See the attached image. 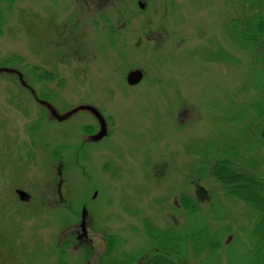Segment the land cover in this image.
<instances>
[{"label": "rangeland", "instance_id": "obj_1", "mask_svg": "<svg viewBox=\"0 0 264 264\" xmlns=\"http://www.w3.org/2000/svg\"><path fill=\"white\" fill-rule=\"evenodd\" d=\"M245 5L0 0V67L24 74L60 113L90 105L109 125L91 143L100 131L91 113L52 121L16 76L0 75V264H148L157 253L148 227L191 234L205 225L226 232L213 264H249L257 215L211 174L231 147L241 164L264 169L255 107L264 101V48L240 43ZM137 69L145 80L132 87ZM84 208L92 245L73 242Z\"/></svg>", "mask_w": 264, "mask_h": 264}, {"label": "trees", "instance_id": "obj_2", "mask_svg": "<svg viewBox=\"0 0 264 264\" xmlns=\"http://www.w3.org/2000/svg\"><path fill=\"white\" fill-rule=\"evenodd\" d=\"M244 1L249 13L238 21L245 29L240 43L248 50L256 46L264 48V0ZM48 76L50 75L42 77L48 80L50 78ZM255 107L257 118L260 119L264 114V101ZM228 151L231 153L230 157L215 161L211 166V174L222 185L227 198L248 205L257 215L258 220L253 226V234L249 237V264H264V169L261 170L257 165L246 167L245 163L241 164L239 160V152L235 154L236 151L232 147ZM181 203L191 217L199 216L197 204L193 199L184 197ZM147 232L157 250L148 264H176L177 259L204 255H207L206 260L200 264H213L215 256L223 249L226 234L225 231L211 232L206 225L200 232L195 231L191 234L161 233L151 226L147 228ZM115 244L114 238L110 241V249H113ZM245 261H242V264H247Z\"/></svg>", "mask_w": 264, "mask_h": 264}, {"label": "water", "instance_id": "obj_3", "mask_svg": "<svg viewBox=\"0 0 264 264\" xmlns=\"http://www.w3.org/2000/svg\"><path fill=\"white\" fill-rule=\"evenodd\" d=\"M141 8H144L143 4H140ZM5 72V73H9V74H18L23 85H26V83L23 81V77L20 73H18L17 71L13 70V69H3L0 68V73ZM143 72L140 70H135L129 73L128 78H127V82L130 86H136L138 85L142 80H143ZM42 104L44 106H46L52 113V115L58 120V121H65L67 119H69L70 117H72L73 115L77 114L78 112L81 111H88L91 114H93L96 119L99 121L100 126H101V131L92 137V141L94 142H98L102 139H104L107 135H108V125L107 122L105 120V118L102 116V114L100 113V111L98 109H96L95 107L92 106H88V105H83V106H79L63 115H60L49 103L46 102H42ZM21 198H24L26 196V194L24 192H20L19 193ZM86 214L87 211L84 210L83 211V221H82V229L85 233L86 230Z\"/></svg>", "mask_w": 264, "mask_h": 264}, {"label": "flooded vegetation", "instance_id": "obj_4", "mask_svg": "<svg viewBox=\"0 0 264 264\" xmlns=\"http://www.w3.org/2000/svg\"><path fill=\"white\" fill-rule=\"evenodd\" d=\"M17 72L18 73H20L21 75H22V77H23V81L26 83V85H23V83H22V81H21V79H20V77H19V75L18 74H15V76L18 78V80H19V82H20V84H21V86L25 89V90H27L28 92H29V94L30 95H32V97L34 98V100H35V102H37V104L39 105V106H41V107H43V108H45L47 111H48V109L44 106V105H42V102H49V101H47L46 99H44V98H40L39 96H38V94L36 93V90L34 89V88H32L30 85H29V83L26 81V79H25V76H24V74H22L20 71H18L17 70ZM48 98H49V96H48ZM50 103V102H49ZM52 104V103H51ZM49 112V114H50V118H51V120L52 121H56V122H58V123H63V122H59V121H57L54 117H53V115L50 113V111H48ZM67 121V120H66ZM66 121H64V122H66ZM92 135H90L89 136V140L91 139L90 137H91ZM60 175H61V173H59ZM19 191H21V190H16L15 191V193L17 194V196H18V198H19V200L21 201V202H23V203H26V202H30V200H31V195L30 194H28V193H26V197L25 198H21L20 197V194H19ZM59 195L61 196V192L59 191ZM36 206V205H35ZM77 235L75 236H73V242H78L79 244H82V243H88V244H93V239L91 238V237H89V234H84V232L82 233V231H81V229H80V233H79V231L77 230V233H76ZM65 245H69V244H71V241L70 240H66L65 242Z\"/></svg>", "mask_w": 264, "mask_h": 264}]
</instances>
